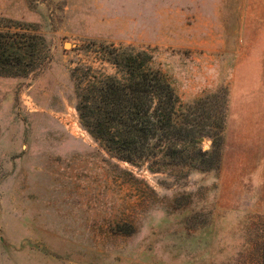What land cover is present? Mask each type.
Segmentation results:
<instances>
[{
  "label": "rangeland",
  "instance_id": "374dc122",
  "mask_svg": "<svg viewBox=\"0 0 264 264\" xmlns=\"http://www.w3.org/2000/svg\"><path fill=\"white\" fill-rule=\"evenodd\" d=\"M0 31L28 44L0 74V264H264V0H0ZM114 48L195 122L225 112L215 167L123 161L82 126L73 69L115 73Z\"/></svg>",
  "mask_w": 264,
  "mask_h": 264
},
{
  "label": "trees",
  "instance_id": "16d2710c",
  "mask_svg": "<svg viewBox=\"0 0 264 264\" xmlns=\"http://www.w3.org/2000/svg\"><path fill=\"white\" fill-rule=\"evenodd\" d=\"M27 45L16 33L0 31V74H17L9 69L22 64L19 56ZM111 63L113 74L90 65L72 72L80 122L111 156L130 163L150 161L159 169L205 171L218 164L225 112L213 128L195 122L181 109L171 82L146 51L114 48ZM204 138L213 140L211 150L200 145Z\"/></svg>",
  "mask_w": 264,
  "mask_h": 264
},
{
  "label": "water",
  "instance_id": "95a60500",
  "mask_svg": "<svg viewBox=\"0 0 264 264\" xmlns=\"http://www.w3.org/2000/svg\"><path fill=\"white\" fill-rule=\"evenodd\" d=\"M67 47H69L70 46V44L69 43H67V45H66Z\"/></svg>",
  "mask_w": 264,
  "mask_h": 264
}]
</instances>
